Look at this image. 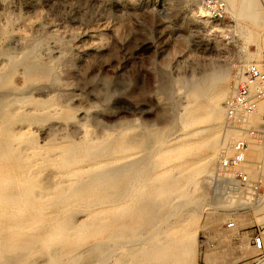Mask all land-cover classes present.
<instances>
[{"label": "rangeland", "instance_id": "1", "mask_svg": "<svg viewBox=\"0 0 264 264\" xmlns=\"http://www.w3.org/2000/svg\"><path fill=\"white\" fill-rule=\"evenodd\" d=\"M198 6L194 0H0V73L6 76L0 86V104L32 115L18 120L15 130L32 135L42 145L79 143L82 136L98 141L109 130L131 127V143L143 151L150 148V139L139 142V138L147 130L177 135L187 85L222 69L228 95L237 68L264 59L247 55L257 45L263 49V38L258 43L246 41L229 13L226 21H212L199 17ZM23 59L45 76L27 77ZM226 96L219 104L221 109ZM24 97L29 101L22 105L17 100ZM30 99L49 100L50 105L37 108ZM163 110L167 113L160 117ZM222 120L212 168L227 152L224 115ZM62 173L51 165L34 178L45 189H53L66 183ZM210 174L205 172L198 182L197 193L204 196L205 209L209 207ZM2 191L4 195L6 190ZM147 198L148 191L140 196L141 202ZM205 209L198 212L195 247L189 255L192 264H250L256 251L244 226L255 220L264 223V219H258L255 209L240 212L233 216L235 225L228 228L227 215L217 210L211 221ZM177 217L180 223L187 220L184 212ZM85 219L83 210L72 217L76 223ZM162 230L158 244L168 241L160 234ZM138 246L124 249L129 246L118 245L103 264H137ZM259 264H264V256Z\"/></svg>", "mask_w": 264, "mask_h": 264}, {"label": "bare ground", "instance_id": "2", "mask_svg": "<svg viewBox=\"0 0 264 264\" xmlns=\"http://www.w3.org/2000/svg\"><path fill=\"white\" fill-rule=\"evenodd\" d=\"M226 2L240 35L246 41L258 43L264 33V0ZM197 8L199 17L208 19ZM247 53L249 58L259 59L264 57V47L260 49L257 45L254 52ZM24 60L27 77L45 76L42 71H34V63ZM247 64L237 68L233 76L235 83L241 79ZM5 79L0 73V86ZM224 81L222 69H218L187 85V103L177 120L179 133L172 136L169 131L147 130L139 138V142L150 139V148L144 151L131 143L134 137L128 134L133 131L131 127L105 131L106 136L98 141L82 136L84 140L79 143L40 145L32 135L25 136L15 130L18 120L31 119L32 115L19 107L10 109V105L7 107L2 102L0 264H33L38 257L35 264H103L118 245L129 246L125 249L136 244L140 245L137 264H192L189 255L195 247L198 212L205 209V198L197 193L198 182L205 172L213 171L224 115L219 104L229 92ZM17 101L22 104L29 99ZM30 101L37 108L50 105L49 100ZM263 110L264 104H260L258 111ZM166 113L163 110L160 117ZM258 113L249 120L256 119ZM225 132L228 144L225 147L229 152L230 141L239 132L234 129ZM256 148L251 143L248 157H256ZM51 165L63 172L66 183L45 189L35 181L34 175ZM247 170L253 174L250 167ZM2 190H6L4 195ZM147 191L148 198L141 202L140 196ZM208 204L205 210L214 221L217 210L209 209L212 204L210 201ZM254 209L258 219L263 220L264 188L263 199ZM81 210L86 212V219L76 223L72 217ZM183 212L187 220L180 223L176 218ZM161 229L160 234L168 241L158 244ZM141 244L146 246L143 248Z\"/></svg>", "mask_w": 264, "mask_h": 264}, {"label": "built area", "instance_id": "3", "mask_svg": "<svg viewBox=\"0 0 264 264\" xmlns=\"http://www.w3.org/2000/svg\"><path fill=\"white\" fill-rule=\"evenodd\" d=\"M196 1L208 19L227 20L226 0ZM260 104H264V60L251 61L245 66L241 79L233 83L222 104L224 128L237 130L239 134L230 141V151L218 157L207 187L210 203L227 215L228 228L235 225L234 214L249 212L263 199L264 110L258 111ZM257 113L258 120L251 122L249 117ZM251 143L259 147L257 158L248 157ZM247 167L252 169V175ZM244 229L256 251L251 264H258L264 256V223L255 220Z\"/></svg>", "mask_w": 264, "mask_h": 264}, {"label": "crops", "instance_id": "4", "mask_svg": "<svg viewBox=\"0 0 264 264\" xmlns=\"http://www.w3.org/2000/svg\"><path fill=\"white\" fill-rule=\"evenodd\" d=\"M252 262V261H251ZM251 264V263H250Z\"/></svg>", "mask_w": 264, "mask_h": 264}]
</instances>
